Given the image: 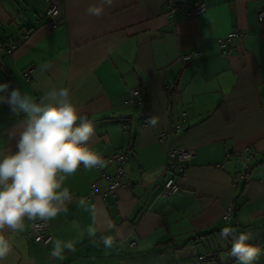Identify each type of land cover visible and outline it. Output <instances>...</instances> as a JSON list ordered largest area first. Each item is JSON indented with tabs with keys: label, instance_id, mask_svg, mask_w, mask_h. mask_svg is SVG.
Returning a JSON list of instances; mask_svg holds the SVG:
<instances>
[{
	"label": "crops",
	"instance_id": "1",
	"mask_svg": "<svg viewBox=\"0 0 264 264\" xmlns=\"http://www.w3.org/2000/svg\"><path fill=\"white\" fill-rule=\"evenodd\" d=\"M49 1L0 0V40L11 49L0 51V84H9L0 96L20 88L39 103L69 88L94 123L90 147L103 158L127 154L128 185L107 194L115 165L81 166L63 182L71 199L48 221L51 240L35 241L25 220L4 264H239L231 241L219 239L225 226L251 232L261 249L255 264H264V0H201L206 10L192 17L197 0H113L99 18L86 9L101 0H60L51 30ZM234 29L241 36L228 38ZM27 115L0 102V151L16 150ZM180 147L195 155L165 195L167 153ZM101 235L114 237L111 248ZM53 239L75 251L52 258Z\"/></svg>",
	"mask_w": 264,
	"mask_h": 264
},
{
	"label": "clouds",
	"instance_id": "2",
	"mask_svg": "<svg viewBox=\"0 0 264 264\" xmlns=\"http://www.w3.org/2000/svg\"><path fill=\"white\" fill-rule=\"evenodd\" d=\"M112 4L113 0H101L100 5H90L86 14L99 18L105 5ZM8 88L9 84H0V92ZM0 102L7 103L14 114L21 111L28 114L16 150L0 151V264H4L13 252L10 236L24 230L25 220L48 222L66 211L65 202L71 198L69 190L63 187L67 176L81 166L105 168L108 161L90 147L94 123L82 114L69 88H54L39 103L27 92L15 88L8 96H0ZM146 122L155 127L158 117L152 116ZM96 231L89 227L88 234L94 236ZM252 238L251 232H240L232 226L219 232L221 241H231L228 255L239 264H255L259 259L261 249L249 243ZM100 239L105 248L114 243L112 235H101ZM51 242L50 256L56 260H64L65 250L75 251L71 241Z\"/></svg>",
	"mask_w": 264,
	"mask_h": 264
},
{
	"label": "built area",
	"instance_id": "3",
	"mask_svg": "<svg viewBox=\"0 0 264 264\" xmlns=\"http://www.w3.org/2000/svg\"><path fill=\"white\" fill-rule=\"evenodd\" d=\"M59 2L60 0H50L47 9L44 14L45 25L48 29H53L58 25V14H59ZM171 4V3H170ZM206 10L205 2L197 0L193 2L186 15L189 17L197 16ZM257 20L259 22H264V5H262L257 12ZM241 34L238 33L236 29L232 30L228 38L240 37ZM27 37V34L24 36ZM9 42L7 40H0V51L7 50L10 52ZM197 53H188L182 56L185 60L192 59ZM32 73L29 69L26 71L25 75ZM140 94V89L135 88L128 92L126 97V102L134 103L135 97ZM163 134H159L161 138ZM195 152L191 148L180 147L173 149L167 153V163L166 167L173 170V175L169 177L163 185V193L165 195H170L178 189V185L175 181L176 176L182 175L188 167L190 160L194 157ZM108 161V164H114L116 167V173L114 178L108 179L106 182L105 193L115 195L119 188H124L128 185L125 180V167L127 164V154L122 151H116L113 154L104 158ZM97 191L95 184L91 185V192ZM71 199V198H70ZM232 209L227 207L223 212V219L227 220L231 216ZM49 222H41L39 220L32 221L28 234L32 235L33 239L42 244H47L51 240V235L48 232ZM201 259H204L201 257Z\"/></svg>",
	"mask_w": 264,
	"mask_h": 264
},
{
	"label": "trees",
	"instance_id": "4",
	"mask_svg": "<svg viewBox=\"0 0 264 264\" xmlns=\"http://www.w3.org/2000/svg\"><path fill=\"white\" fill-rule=\"evenodd\" d=\"M247 180H248V176L246 175V176H245V182H247Z\"/></svg>",
	"mask_w": 264,
	"mask_h": 264
}]
</instances>
